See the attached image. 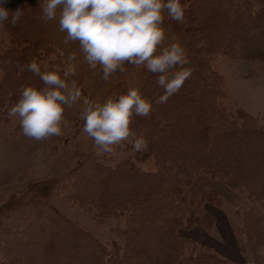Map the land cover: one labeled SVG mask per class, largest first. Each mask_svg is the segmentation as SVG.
Returning a JSON list of instances; mask_svg holds the SVG:
<instances>
[{"label":"trees","instance_id":"16d2710c","mask_svg":"<svg viewBox=\"0 0 264 264\" xmlns=\"http://www.w3.org/2000/svg\"><path fill=\"white\" fill-rule=\"evenodd\" d=\"M40 1L4 4L10 11L22 8V19H26H20L13 27L10 15L8 21L0 24L12 42L6 51L8 66H18L17 60L28 57L27 53L19 52L35 40L31 28L25 25L30 16L27 9L34 10ZM181 4L185 9L184 23L164 14L167 37L164 46L179 43L186 50L189 63L184 67L191 70V76L176 94L159 105L156 100L164 90L158 86L156 74L140 67L137 82L129 87L139 88L153 105L148 117L134 116L130 125L137 136L148 142V151L137 152L125 141L114 147L130 152L128 159L115 167H107L95 159L86 160L72 172L71 177L79 178L68 183L75 191L79 186L77 199L94 210L97 221L118 219L119 225L114 229L118 239L104 243L85 227L57 214L51 220L56 219L62 225L59 224V230L49 232L46 248L34 239L37 237L35 230H31L33 222H25L24 233L16 237V242H24L27 247L22 252L34 255L28 264H45L37 262L38 256L45 261L59 260V264H238L181 231L202 227L209 233L213 216L205 206L222 205V198L214 189L203 190L197 199H186V189L201 175L223 183L264 210V122L240 108L230 107L220 83L222 78L213 68L214 62L222 57H243L264 66V0H181ZM204 6L211 8L206 11ZM38 9L41 11L39 6ZM22 41L24 45H18ZM25 67L24 71L15 69L19 70V79L27 74L30 79L35 78ZM4 75V79L14 76L11 71ZM14 85L17 92L27 87L21 82ZM40 85L43 87V82ZM19 98L18 93L0 96V123L15 122L16 129L22 131L19 118L7 115ZM138 162L148 164V168L140 167ZM90 166L94 171L92 178L98 179L97 192L92 196L84 193L85 167ZM122 180L133 182L124 189L116 188ZM113 184L115 188H110ZM188 207L191 209L187 210ZM17 209L14 207L12 211ZM22 216L27 220L26 215ZM41 233L36 236L42 237ZM60 242L64 244L54 249L53 245ZM15 249L14 244L0 245V264H12L17 254L22 253L21 250L14 253ZM240 251L243 253V247Z\"/></svg>","mask_w":264,"mask_h":264},{"label":"rangeland","instance_id":"374dc122","mask_svg":"<svg viewBox=\"0 0 264 264\" xmlns=\"http://www.w3.org/2000/svg\"><path fill=\"white\" fill-rule=\"evenodd\" d=\"M21 1L7 0V3L14 5ZM39 3H42V0L36 2L34 10H31V7L27 9L30 14L28 25L24 22L23 24L31 28L35 40L29 48L20 49L19 52L27 53L28 57L23 61L21 58L17 60L18 66L7 64L6 51L10 49L12 42L8 33L0 28V96H10L11 93L20 95V92L13 89L14 83L19 84V82L25 86L42 88L40 85L42 81L37 75L33 79L29 78V74L24 79H19L17 76L20 68L23 67L25 70V66L30 61L35 60L40 65L41 72L59 71L63 77V71L69 63L68 57L75 54L76 59L71 63L76 66L77 72L71 79L75 80L80 87L82 98L72 108H66L64 118L67 126L62 125L60 136L36 141L25 137L22 131H18L15 122L0 123V245L14 244L16 248L14 253H19L20 250L22 252V249L27 247L22 241L17 243L16 237L24 233L25 222L29 224L30 221L33 222L31 230H35L34 237H37L34 239H38L48 248L49 243L46 244V242L49 232L59 230L62 225L56 219L54 222L51 220L57 214L85 227L104 243L117 240L118 234L114 229L119 225L118 219L109 218L103 223L97 221L94 218V210L86 208L77 199L80 195L79 186L75 187L76 193L68 183L69 181L74 183L79 178L71 177L72 172L86 160L95 159L107 167H115L130 156V152L114 146L111 153L98 154L99 150L94 141L83 132L84 122L79 119V113L83 107L84 98L98 103H103L108 98H118L137 82L138 68L125 63V72L117 71L107 82L104 81L102 68L100 66H97L95 70L89 68L84 61L83 53L79 50L78 42L63 43L66 34L59 31L58 20L43 23L38 19L41 15L38 9ZM209 8L211 6H204L206 11ZM22 18L24 16L20 19ZM22 20L26 21V19ZM21 44L24 45L23 41L18 43V45ZM16 68L19 70H15ZM213 68L217 71L218 77L222 78V81H219L230 107L240 108L248 115L264 122V66L261 62L246 60L243 57H222L214 62ZM9 71L13 72L14 76L9 75V79H4V73L8 74ZM1 121L4 120L1 119ZM137 164L148 168V164L141 162ZM85 171L87 177L84 179L86 184L84 193L92 196L97 192L98 179L92 178L94 175L92 166L85 167ZM126 181L128 180L119 181L116 188L124 189L133 182ZM109 187L115 188L114 184ZM205 189H214L222 198L220 207L210 204L205 206L208 213L213 216L210 232L208 233L202 227H196L192 230H182L181 234L190 236L198 244L212 247L218 252L217 247L224 244L225 231L231 228L238 241L239 256L237 260L227 259L238 264H264V210L223 183L205 175L199 176L196 182L186 189L185 197L188 201L197 199ZM18 204L21 206L19 207ZM14 207L18 209L12 211ZM190 209L191 207L187 208V210ZM22 215H26L27 220H24ZM40 233L42 237L36 236ZM217 241L223 243H217ZM63 244L64 242L56 243L53 247L60 248ZM241 247H243V253L240 251ZM14 253L8 254L7 259ZM16 257L12 264H28L34 255L25 251L17 254ZM38 257L37 262L59 264V260L48 258L45 261Z\"/></svg>","mask_w":264,"mask_h":264},{"label":"clouds","instance_id":"9594fccd","mask_svg":"<svg viewBox=\"0 0 264 264\" xmlns=\"http://www.w3.org/2000/svg\"><path fill=\"white\" fill-rule=\"evenodd\" d=\"M0 0V24L9 20L15 27L24 14L18 7L10 11ZM43 23L58 20L59 31L65 33L63 43L79 44L84 61L91 70L102 68L103 80L108 81L117 71H126L125 63L144 67L157 75V84L164 90L156 104H163L176 94L191 76L184 67L189 63L186 50L179 43L165 45L163 27L165 13L177 23L185 22L181 0H42L39 3ZM73 54L63 71L41 72L40 65L31 61L27 70L39 76L44 86L22 87L19 100L8 110L9 118H19L25 137L36 141L62 135L66 108L81 101L82 91L71 77L76 75ZM24 68L21 67L20 71ZM152 102L143 97L139 88H129L118 98L103 103L83 99L79 119L83 132L99 150L111 153L113 146L127 141L137 152H147L148 142L131 129L134 116L148 117Z\"/></svg>","mask_w":264,"mask_h":264},{"label":"crops","instance_id":"0c3cea01","mask_svg":"<svg viewBox=\"0 0 264 264\" xmlns=\"http://www.w3.org/2000/svg\"><path fill=\"white\" fill-rule=\"evenodd\" d=\"M195 230V229H194ZM201 234V233H200ZM202 236V234H201ZM223 241V239L221 240ZM217 243H223L218 242ZM223 246L217 247L218 252L226 258L237 260L238 259V241L236 240V236L234 231L230 228L228 231L224 233V244Z\"/></svg>","mask_w":264,"mask_h":264}]
</instances>
